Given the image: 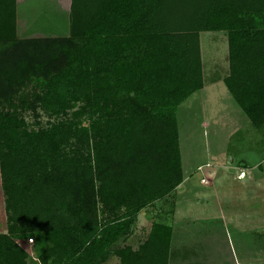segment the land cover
Here are the masks:
<instances>
[{"label":"trees","instance_id":"1","mask_svg":"<svg viewBox=\"0 0 264 264\" xmlns=\"http://www.w3.org/2000/svg\"><path fill=\"white\" fill-rule=\"evenodd\" d=\"M217 30L224 83L264 130V0H0V264H29V238L40 264H169L171 224L122 239L183 180L176 108Z\"/></svg>","mask_w":264,"mask_h":264},{"label":"rangeland","instance_id":"2","mask_svg":"<svg viewBox=\"0 0 264 264\" xmlns=\"http://www.w3.org/2000/svg\"><path fill=\"white\" fill-rule=\"evenodd\" d=\"M25 7L21 4L20 10ZM199 42L203 87L176 108L183 181L166 197L155 201L152 208L141 211L139 217L149 228L156 211L170 213L176 206L183 210L192 208L194 213L186 214L192 217L174 226L170 250L186 247L184 257L178 261L242 264L246 262L240 256L242 247L264 250V130L248 121L224 83L223 77L228 73L225 31H202ZM25 115L30 123L45 125L50 121L41 110L36 117L32 110ZM5 216V194L0 182V232L5 231ZM220 216L231 224L237 216L257 228L258 235L236 232L232 225L223 224ZM239 238L246 239L241 240L242 247L237 244ZM134 241L124 242L137 244ZM31 246L26 245V250L30 251ZM33 251L29 264H36L33 257L37 258V253ZM110 262L118 263L119 259L111 256ZM254 263L264 264V254L255 258Z\"/></svg>","mask_w":264,"mask_h":264},{"label":"crops","instance_id":"3","mask_svg":"<svg viewBox=\"0 0 264 264\" xmlns=\"http://www.w3.org/2000/svg\"><path fill=\"white\" fill-rule=\"evenodd\" d=\"M183 181V180H182ZM178 186V185H177ZM151 208L153 206H150ZM148 209V208H147ZM192 208H187V210H183V209H179L178 206L174 207L173 209V212L171 211L170 213H167V212H158L156 211V215H155V220H158V219H161L162 221L168 223L169 225L171 224L172 227H173V232H174V226L175 224H177L178 222L181 223L184 219H189L191 218L192 216H189L190 214L192 215ZM188 212H190L189 215H186ZM239 214H242L243 216L246 214V213H239ZM141 215V212L138 213L137 215V218H136V221L135 223L133 224L132 226V233L129 235V237L127 239H122V240H136L134 242H136L137 244L139 243L140 240H144L143 237H146V233L147 231H149V228H150V225H149V228L148 227H145V224H143V220L141 217H139ZM181 215H185V217H181ZM221 217V222L224 224H229V225H232V227H234L235 231L237 232H246V231H250L249 234H256L258 235V230L257 228H254V226L252 225H248L247 222H242V220H239L238 217H234V220H238V221H235L233 220V223L234 224H231L227 218H223L222 216ZM242 217V216H241ZM251 218V216L249 217ZM154 221V220H153ZM3 222H6V216L3 218ZM252 222V220H250V223ZM5 231H6V226H5ZM4 231V232H5ZM2 233V232H1ZM173 240V239H172ZM241 240H246L244 238H239V242H237L238 245H240L241 247L244 246V242H242ZM30 240L29 239H25V240H21L19 241V244L24 248L26 245H29L30 244L32 245L31 246V250H26V247L24 248L27 252H28V255H29V259L32 258L31 256V253H33V241L32 243L29 242ZM23 244L25 246H23ZM171 244H172V241H171ZM132 245V244H130ZM133 246V245H132ZM244 247H242L240 250V256L245 258L246 262H242V264H255L254 263V260L255 258L257 257H260V254H264V250H258V248H255V249H252L251 251L250 250H246L247 248H245L243 250ZM185 251H186V247L185 246H180V248H176L174 250H171V254H170V260H171V264L173 263H180V264H183V262H179L178 259L179 258H183L184 255H185ZM252 254V255H251ZM251 255V256H250ZM175 256V257H174ZM256 256V257H255ZM173 258L175 260H173ZM241 260V259H240Z\"/></svg>","mask_w":264,"mask_h":264},{"label":"clouds","instance_id":"4","mask_svg":"<svg viewBox=\"0 0 264 264\" xmlns=\"http://www.w3.org/2000/svg\"><path fill=\"white\" fill-rule=\"evenodd\" d=\"M90 243H91V242H90V241H88V242H87V244H86V246H89V245H90ZM33 259H34V260H36V264H39V261H38V259H37L36 257H33Z\"/></svg>","mask_w":264,"mask_h":264},{"label":"built area","instance_id":"5","mask_svg":"<svg viewBox=\"0 0 264 264\" xmlns=\"http://www.w3.org/2000/svg\"><path fill=\"white\" fill-rule=\"evenodd\" d=\"M29 240L31 241L32 239H31V238H29Z\"/></svg>","mask_w":264,"mask_h":264}]
</instances>
